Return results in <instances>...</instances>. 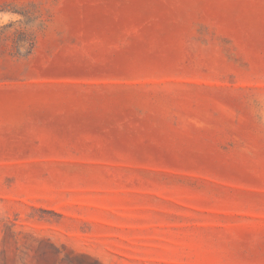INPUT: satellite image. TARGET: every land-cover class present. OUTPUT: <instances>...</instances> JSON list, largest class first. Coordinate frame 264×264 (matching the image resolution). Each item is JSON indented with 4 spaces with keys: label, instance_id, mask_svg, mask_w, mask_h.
<instances>
[{
    "label": "rangeland",
    "instance_id": "374dc122",
    "mask_svg": "<svg viewBox=\"0 0 264 264\" xmlns=\"http://www.w3.org/2000/svg\"><path fill=\"white\" fill-rule=\"evenodd\" d=\"M0 264H264V0H0Z\"/></svg>",
    "mask_w": 264,
    "mask_h": 264
}]
</instances>
